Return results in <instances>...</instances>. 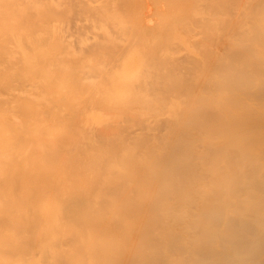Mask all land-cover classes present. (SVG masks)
I'll list each match as a JSON object with an SVG mask.
<instances>
[{
	"label": "bare ground",
	"instance_id": "bare-ground-1",
	"mask_svg": "<svg viewBox=\"0 0 264 264\" xmlns=\"http://www.w3.org/2000/svg\"><path fill=\"white\" fill-rule=\"evenodd\" d=\"M234 2L0 0V264H264V0Z\"/></svg>",
	"mask_w": 264,
	"mask_h": 264
},
{
	"label": "rangeland",
	"instance_id": "rangeland-1",
	"mask_svg": "<svg viewBox=\"0 0 264 264\" xmlns=\"http://www.w3.org/2000/svg\"><path fill=\"white\" fill-rule=\"evenodd\" d=\"M233 1H234V0H230V2H232V3H233ZM235 1L237 2V0H235ZM236 2H234V3H236ZM188 6H189V7L191 6V5H190V2L188 3ZM234 6H235V5H234ZM234 6H233V7H234ZM199 7L201 8V6H199ZM190 8H191V7H190ZM190 8H189V9H190ZM214 9H215V8H214ZM212 10H213V9H212ZM213 11H215V10H213ZM233 11H234V8H233ZM187 13H188V15H187L188 19L193 20V19L190 18V17H192L191 14H189V13H191V12L187 11ZM213 13H214V12H213ZM232 14H233V13H232ZM185 15H186V13H185ZM189 15H190V17H189ZM196 38H197V37H196ZM195 42H197L196 39H195ZM172 49H173V51H174L175 49L177 50L178 48H176V47L168 48L169 51H172ZM173 51H172V52H173ZM179 51L181 52V50L178 49V54L176 53L177 51L173 52V54L176 53L177 56H178V55L180 54ZM172 52H171V53H172ZM173 54H172V55H173ZM174 56H175V55H174ZM166 105H167V104H166ZM166 108H168V107H166ZM163 111H165V110H163ZM160 118H161V117H160ZM131 122H132V121H131ZM134 123H135V125H137L136 127H134L135 125H134L133 127H131V126L133 125V123H128V124L130 125V129H129V125H128V124H126L127 126L125 125V127H126V131L129 129V130H128V133H129V131H135V130L138 128V125H139V124H138L137 122H134ZM145 123H146V121H145ZM135 128H136V129H135ZM144 130H145V129H144ZM124 131H125V129L123 130L122 133H126V131H125V132H124ZM138 131H139V130H138ZM141 131H142V130H141ZM136 132H137V131H135V133H136ZM130 133H131V132H130ZM132 134H133V132H132ZM134 135H135V134H134ZM44 229H45V228H44ZM33 251L35 252V250H33ZM35 253L37 254V251H36Z\"/></svg>",
	"mask_w": 264,
	"mask_h": 264
}]
</instances>
